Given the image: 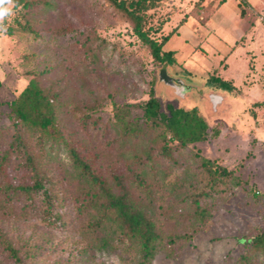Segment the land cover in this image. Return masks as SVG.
Returning a JSON list of instances; mask_svg holds the SVG:
<instances>
[{
  "label": "rangeland",
  "instance_id": "rangeland-1",
  "mask_svg": "<svg viewBox=\"0 0 264 264\" xmlns=\"http://www.w3.org/2000/svg\"><path fill=\"white\" fill-rule=\"evenodd\" d=\"M45 1L51 3L49 8L18 7L7 30L0 33V126L11 122L8 104L33 76L44 72V86L61 91L65 127L79 140L80 151L93 159L99 172L126 174L130 166L137 169L136 161L153 138L157 137L152 146L160 145L162 127L145 126L137 107L151 90L164 113L167 103L196 107L209 126L205 141L176 152V161L163 160L154 147L155 169L150 170L154 219L165 234L189 228L187 196L201 191L207 180L196 154L232 170L235 181L206 200L209 219L189 242L176 245L170 257L160 249L151 264H235L246 251L245 242L264 232V0H168L149 12L153 29L158 20L168 18L152 37L174 31L163 47L174 53L170 66L153 61L130 24L105 0ZM25 24L32 33L21 30ZM164 66L170 77L191 86L184 100L173 98L171 90L159 84L158 72ZM212 75L235 89L208 85ZM211 95L219 98L215 111ZM114 105L135 106L128 118L141 127L139 137L121 140ZM82 113L89 115L85 130L78 119ZM58 154L54 172L61 180L65 176L59 191L66 226L55 229L38 218L0 216L3 237L23 264H136L135 250L121 249L113 240L103 245L104 233L86 226L85 214L76 210V193L71 185L68 191L63 189L68 160L62 150ZM22 174L17 161L10 166L15 184ZM0 264H15L1 244Z\"/></svg>",
  "mask_w": 264,
  "mask_h": 264
},
{
  "label": "trees",
  "instance_id": "trees-1",
  "mask_svg": "<svg viewBox=\"0 0 264 264\" xmlns=\"http://www.w3.org/2000/svg\"><path fill=\"white\" fill-rule=\"evenodd\" d=\"M167 1L105 0L115 13L130 24L132 34L148 48L153 61L170 66L174 63V53L164 51L163 47L174 31L152 37L151 33L162 31L168 18L158 20V27L153 29L150 25L152 14H149ZM18 5L20 9L27 10L40 5L49 8L51 3L45 0H18ZM21 30L33 32L29 24L22 25ZM45 74L33 76L8 104L11 122L7 127L0 126V216L23 220L38 218L55 229L66 226L59 191L65 176L61 180L60 175L54 172V164L60 157L58 152L62 150L68 160V180L63 189L68 191L71 185L76 193V210L79 214H85L89 229L104 233L103 245L113 240L121 249L135 250L138 254L136 264H151L160 249L166 251L167 257L173 255L175 246L189 242L209 219L210 209L206 200L222 193L224 188L220 187L235 181L232 170L196 154L207 180L201 191L187 196L191 212L185 217L190 220L189 228L182 233L165 234L151 213L154 178L150 176V170L155 169L154 147L163 160L176 161L173 159L176 152L206 140L209 126L204 117L196 107L185 109L170 103H167L164 113L160 100L151 90L149 98L137 107L143 112L145 126L151 129L159 125L162 127L158 134L160 145L152 146L156 144L157 137L151 140V145L136 161L139 167L136 170L130 166L126 174L105 175L95 167L92 158L80 151L79 140L66 129V103L60 90L44 86L42 78ZM207 84L227 91L235 89L231 82L214 75L207 79ZM131 107L135 106L113 107L115 130L119 131L121 140L130 141L141 134L138 122L128 118ZM88 118L89 115L85 113L78 118L84 130ZM217 135L218 132L214 131L213 136ZM16 161L23 173L22 180L17 184L9 177V168ZM150 164L152 166L148 168ZM245 243L246 251L235 264H264V232ZM0 244L15 264H23L2 232Z\"/></svg>",
  "mask_w": 264,
  "mask_h": 264
},
{
  "label": "water",
  "instance_id": "water-1",
  "mask_svg": "<svg viewBox=\"0 0 264 264\" xmlns=\"http://www.w3.org/2000/svg\"><path fill=\"white\" fill-rule=\"evenodd\" d=\"M158 81L159 84L171 90V94L173 98L184 100L188 95V93L191 91V86L187 85L183 80L174 79L170 77L166 71V66H164L162 69L159 70ZM209 100L213 108V111H215L219 103V98L215 95H211L209 97Z\"/></svg>",
  "mask_w": 264,
  "mask_h": 264
},
{
  "label": "clouds",
  "instance_id": "clouds-1",
  "mask_svg": "<svg viewBox=\"0 0 264 264\" xmlns=\"http://www.w3.org/2000/svg\"><path fill=\"white\" fill-rule=\"evenodd\" d=\"M18 7V0H0V33L7 30V22L15 16Z\"/></svg>",
  "mask_w": 264,
  "mask_h": 264
}]
</instances>
